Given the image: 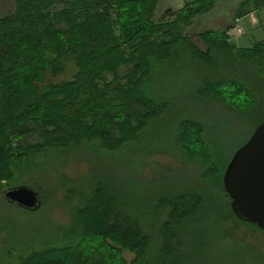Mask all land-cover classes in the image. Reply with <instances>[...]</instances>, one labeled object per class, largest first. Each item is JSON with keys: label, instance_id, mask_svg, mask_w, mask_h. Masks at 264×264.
<instances>
[{"label": "trees", "instance_id": "1", "mask_svg": "<svg viewBox=\"0 0 264 264\" xmlns=\"http://www.w3.org/2000/svg\"><path fill=\"white\" fill-rule=\"evenodd\" d=\"M162 1L15 0L13 12L0 18L3 189L28 176V184L40 193L41 182L32 178L36 170L45 184L51 183L50 170L57 171L79 152L99 159L139 146L171 109L172 100L152 84L176 49L206 71L199 73L195 98L220 101L246 117L261 115L257 125L264 120V34L251 47L239 48L228 40L227 30L204 29L196 34L200 46L188 27L221 0H182L165 18L158 16ZM258 4L245 0L236 18ZM203 129L192 117L174 125V144L190 161L198 160ZM31 135L35 142L26 140ZM51 158L56 164L48 167ZM37 159L47 164L36 169ZM89 177L67 226H52L51 238L40 244L5 240L0 264H186L191 259L186 248L196 247L200 239L194 235L196 241L188 242V223L212 196L206 187L188 182L158 192L152 209L160 214L153 216L145 198L133 199L97 171ZM62 178L57 174L53 186ZM71 189L68 199L76 194ZM221 192L229 219L260 231L237 220L223 185ZM41 197L38 211L18 209L43 214Z\"/></svg>", "mask_w": 264, "mask_h": 264}, {"label": "rangeland", "instance_id": "2", "mask_svg": "<svg viewBox=\"0 0 264 264\" xmlns=\"http://www.w3.org/2000/svg\"><path fill=\"white\" fill-rule=\"evenodd\" d=\"M244 1L221 0L211 11L196 18L188 27L187 33L201 46L196 34L204 29L223 30L225 26L232 27L234 20L238 19L235 18L238 6ZM14 3L15 0H0V18L13 12ZM182 4V0H163L158 7V16L165 18L167 10H177ZM253 10L256 9H248L250 13ZM262 11L254 16L256 22L262 19L261 22L264 23ZM256 12L258 10L254 13ZM250 19L246 17L242 22L237 21L242 28V35L233 42L239 48H249L263 37L260 24L255 25V30L249 31L252 27L248 23ZM244 25L247 32H244ZM200 72L206 71L192 62L185 53L179 49L172 53L170 63L162 69L160 78L157 77L152 84L161 95L172 100L171 109L156 121L157 125L144 135L139 146L134 144L131 151L99 159H90V156L79 152L69 157L57 171L50 170L48 182L51 183L45 184L40 178L39 170H36L34 175H37L32 178L41 182L40 193L45 200L43 214L26 213L2 202L1 192L4 186H0V250L5 240L10 241L13 238L36 244H40L42 240L48 242L52 226L65 227L69 224L72 209L79 202L77 194L84 189L90 174L97 171L112 185L129 191L133 199H137L136 195L145 198L144 205L147 203V209L154 207L152 198L158 192L167 193L184 187L188 182L203 185L212 196L206 200L203 210L188 223L191 234L188 235V242L196 241L194 235L200 241L196 247L186 248L192 252L191 259L186 264H264V231L248 229L229 219V208L221 192V180L226 165L249 139L261 115L246 117L237 114L220 101H201L195 98ZM182 117H192L204 125V143L195 156L198 160H188L174 144V125ZM26 140L35 142L36 137L31 135ZM40 159L36 160V169L43 163L47 164L46 160ZM55 164L56 161L51 158L48 167ZM28 168V175L33 174L30 163ZM57 174L63 178L53 186L52 182ZM21 179L20 184L13 186L31 185L28 184L30 177ZM71 188L76 189V194L68 199L66 192L72 190ZM153 210V216L160 214ZM159 216L160 220L165 218ZM153 235L155 237V233ZM125 258L130 260L132 256L125 254Z\"/></svg>", "mask_w": 264, "mask_h": 264}, {"label": "water", "instance_id": "3", "mask_svg": "<svg viewBox=\"0 0 264 264\" xmlns=\"http://www.w3.org/2000/svg\"><path fill=\"white\" fill-rule=\"evenodd\" d=\"M222 185L234 217L264 231V120L231 157ZM1 198L28 212H36L42 205L39 191L27 185L7 187Z\"/></svg>", "mask_w": 264, "mask_h": 264}, {"label": "crops", "instance_id": "4", "mask_svg": "<svg viewBox=\"0 0 264 264\" xmlns=\"http://www.w3.org/2000/svg\"><path fill=\"white\" fill-rule=\"evenodd\" d=\"M240 6V5H239ZM239 6H238V8H239ZM254 5H249L247 8H246V11L245 12H247V14H244L243 16H241V17H239L238 18V20L239 21H241L242 22V20L243 19H245L246 17H249V18H251L250 19V22H248L249 24H251V28H250V30L249 31H253V30H255V25H258L259 26V24L261 25V31H263V34H264V23H262L261 22V20L262 19H258L257 20V22H256V20L254 19V16L256 17V14H258L259 12H261L262 10H264V0H260V4H258V6L255 8L256 10H253V12H251L250 13V11H248V9H251V8H254L253 7ZM258 10V12H256V13H254L255 11H257ZM262 12H264V11H262ZM254 13V14H253ZM236 18V17H235ZM256 22V23H255ZM248 23L246 24V26H248ZM262 23V24H261ZM245 25L243 26L244 27V32H247V30L245 29V27H246ZM228 28H230L229 26H225L224 28H223V30H225V29H228ZM260 29V28H259ZM248 31V32H249ZM263 38V37H262ZM262 40V39H261ZM260 41V40H259Z\"/></svg>", "mask_w": 264, "mask_h": 264}, {"label": "built area", "instance_id": "5", "mask_svg": "<svg viewBox=\"0 0 264 264\" xmlns=\"http://www.w3.org/2000/svg\"><path fill=\"white\" fill-rule=\"evenodd\" d=\"M238 19L234 20L233 26L227 29L228 40L233 42L242 35V28L238 25Z\"/></svg>", "mask_w": 264, "mask_h": 264}, {"label": "flooded vegetation", "instance_id": "6", "mask_svg": "<svg viewBox=\"0 0 264 264\" xmlns=\"http://www.w3.org/2000/svg\"><path fill=\"white\" fill-rule=\"evenodd\" d=\"M170 10H167V13L169 12ZM171 12V11H170Z\"/></svg>", "mask_w": 264, "mask_h": 264}]
</instances>
